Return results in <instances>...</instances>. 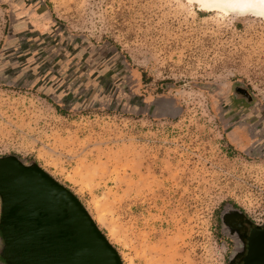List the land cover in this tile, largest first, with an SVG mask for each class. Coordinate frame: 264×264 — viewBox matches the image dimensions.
Masks as SVG:
<instances>
[{
    "label": "rangeland",
    "instance_id": "1",
    "mask_svg": "<svg viewBox=\"0 0 264 264\" xmlns=\"http://www.w3.org/2000/svg\"><path fill=\"white\" fill-rule=\"evenodd\" d=\"M6 157L70 190L123 264H231L229 214L264 223V19L0 0Z\"/></svg>",
    "mask_w": 264,
    "mask_h": 264
},
{
    "label": "water",
    "instance_id": "2",
    "mask_svg": "<svg viewBox=\"0 0 264 264\" xmlns=\"http://www.w3.org/2000/svg\"><path fill=\"white\" fill-rule=\"evenodd\" d=\"M0 198L7 264H123L79 199L40 167L0 158Z\"/></svg>",
    "mask_w": 264,
    "mask_h": 264
},
{
    "label": "flooded vegetation",
    "instance_id": "3",
    "mask_svg": "<svg viewBox=\"0 0 264 264\" xmlns=\"http://www.w3.org/2000/svg\"><path fill=\"white\" fill-rule=\"evenodd\" d=\"M231 233L241 242V251L233 257L231 264H264L258 261L257 255L264 256V223H257L241 213L233 212L226 218Z\"/></svg>",
    "mask_w": 264,
    "mask_h": 264
},
{
    "label": "bare ground",
    "instance_id": "4",
    "mask_svg": "<svg viewBox=\"0 0 264 264\" xmlns=\"http://www.w3.org/2000/svg\"><path fill=\"white\" fill-rule=\"evenodd\" d=\"M204 11L264 19V0H192Z\"/></svg>",
    "mask_w": 264,
    "mask_h": 264
},
{
    "label": "trees",
    "instance_id": "5",
    "mask_svg": "<svg viewBox=\"0 0 264 264\" xmlns=\"http://www.w3.org/2000/svg\"><path fill=\"white\" fill-rule=\"evenodd\" d=\"M2 235V234H1Z\"/></svg>",
    "mask_w": 264,
    "mask_h": 264
}]
</instances>
